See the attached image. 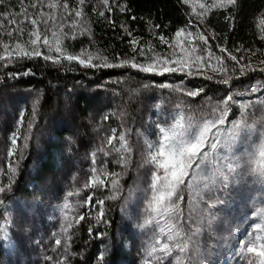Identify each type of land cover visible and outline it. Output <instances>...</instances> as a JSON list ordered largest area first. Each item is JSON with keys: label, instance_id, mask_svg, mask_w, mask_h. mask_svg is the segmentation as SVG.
Listing matches in <instances>:
<instances>
[{"label": "trees", "instance_id": "1", "mask_svg": "<svg viewBox=\"0 0 264 264\" xmlns=\"http://www.w3.org/2000/svg\"><path fill=\"white\" fill-rule=\"evenodd\" d=\"M51 3L57 4V8H49ZM65 3L68 9H64ZM109 3L111 12L103 7L102 0H86L83 8L79 0H5L0 5V56L7 57V52H12L10 58L0 61V186L9 182L10 175L12 183L10 191L0 193V224H4L6 233L0 238V264H101L98 259L101 255L103 264H145L133 240L138 231L148 227H141L145 224L139 217L149 193L152 171L151 165L142 166L146 155L142 135L146 119L156 104L161 109L179 111L181 115L199 120L206 102L216 103L227 95L241 93L236 99L252 101L255 107L249 109L244 118L252 128L241 131V140L234 151L237 156L245 150L255 151L262 141L264 87L255 93L250 89L264 84V73L255 71L240 77L237 71L238 78L229 85H221L201 75L187 77L179 72L161 76L130 67H84L78 61L64 60L63 56L86 59L91 55L94 63L104 59L119 63L135 57L138 63L144 64L151 63L153 58L200 56L207 60L211 52L214 57H223L230 69L235 64L228 58L231 53L241 63L259 67L264 60V30L260 25L264 19V0H237L235 5L211 11L198 7L195 0H188L187 4L183 0H109ZM33 4L37 7H32ZM121 7L126 11H121ZM25 10L27 17L23 14ZM76 11H82L83 15L75 16ZM101 11L105 12L104 17L99 15ZM3 13H11L10 18L14 17L17 23L9 24ZM41 13L48 20L47 26L40 18ZM53 16L55 20L50 19ZM31 19H37L38 25L33 26ZM181 29H190L195 36L192 48L186 47L184 54L166 47L160 40L163 36L173 44ZM37 30L42 36L47 34L51 51L41 39L37 45L42 53L40 57H17L16 46L31 50L30 41L35 38L31 33ZM201 34L208 38L207 45L198 39ZM132 40L138 43L133 45ZM57 41L61 53L55 51ZM218 46L226 47L227 52L221 53ZM141 48L144 55L139 54ZM44 55L58 58L60 63L46 61ZM26 70L32 74L23 75ZM206 71L215 75L210 69ZM181 78L188 89L202 87L205 92L193 99L155 86L177 84ZM146 84L152 87L144 88ZM182 101L185 103L177 108ZM34 105L35 117L32 116ZM21 112L25 117L23 124L19 123ZM239 113L238 106H232L223 126L225 135L231 121L241 119ZM113 129L116 139L109 146L106 141L113 135ZM13 133L18 139L16 150L9 157L7 150L12 148ZM121 133L127 137L131 157L120 182L123 190L116 199H106L112 195L111 178L105 180L101 188H85L84 185L93 175V153L97 169L103 165L109 173L124 172L116 162L120 154L113 151V146L120 145ZM102 147L109 152L108 156L98 151ZM218 152L223 153V149ZM12 167L17 169L14 175L10 173ZM97 174L105 179L101 173ZM137 177H140L139 188L126 201ZM201 190L202 183L197 180L191 192L194 205ZM69 192L74 194L68 196ZM217 194L228 203L213 209L217 219L212 227L228 215L242 214L252 206L258 213L264 207V184L255 174H245L226 192ZM89 195L93 196V206L84 204ZM100 199L105 200L106 224L97 222L99 205L95 202ZM188 201L186 192L185 208ZM65 203L70 205L67 210ZM81 215L85 219L75 223ZM66 216L72 221L67 232L64 231L68 222ZM209 234L204 230L201 237ZM56 240L61 244L57 245Z\"/></svg>", "mask_w": 264, "mask_h": 264}, {"label": "snow or ice", "instance_id": "2", "mask_svg": "<svg viewBox=\"0 0 264 264\" xmlns=\"http://www.w3.org/2000/svg\"><path fill=\"white\" fill-rule=\"evenodd\" d=\"M5 0H0V5H3ZM185 4L188 0H183ZM237 0H212L211 3H201L199 7L205 11H211L213 8H226L229 5H235ZM86 0H79L81 8L85 5ZM103 7L111 12L112 6L109 0H102ZM32 7H37L33 4ZM49 8H57V4L51 3L48 5ZM64 9H68V4H64ZM121 11H126L125 8L121 7ZM27 17V11L23 13ZM4 19L9 24L17 23L16 19L10 18L11 13H3ZM83 15L82 11H76L75 16L80 17ZM101 17L105 16V12H99ZM201 17L204 13H200ZM41 20L45 26L48 24V20L44 19V14H40ZM55 20V17H50ZM228 19V18H226ZM111 23V21H109ZM33 26L38 25L37 19H31ZM260 25L264 30V19H261ZM185 34V29H181L176 33L177 37ZM12 36V33H8ZM34 39H31L30 43L33 46L31 50L21 49L19 45L16 46V56L20 58H33L40 57L41 51L37 47L38 41L43 40V45L49 48V39L47 34L43 36L39 31L31 33ZM131 36V32L128 33ZM191 36L192 33H187ZM75 39V36L72 37ZM200 41H203L205 45L209 43L208 38L201 34L198 36ZM160 40L164 43V37L161 36ZM133 45L138 42L135 40L130 41ZM57 47L55 48L56 53H61L59 47V41H57ZM7 49V46H5ZM221 53L227 52V48L224 46H218ZM136 49L133 48V52ZM194 52L195 49H192ZM140 55H144V50L140 49ZM12 56V52H7L6 56H0V61H4ZM228 58L235 64L229 69L224 63L223 57H214L211 52L207 57V60L200 56L188 57L187 59H159L153 58L151 63H138L135 57L132 60L123 59L119 63H110L107 59L102 62L94 63L93 57L89 55L86 59H82L74 55H64L63 59L67 61H78V63L84 67L94 68H125L130 67L137 69L144 73H154L156 75H164L165 73H182L187 77H193L196 75L203 76V79L208 81H215L217 84L229 85L237 77V71L239 76H246L249 72L259 71L264 73V60L260 61L259 67H253L251 63H241L237 56L228 53ZM44 60H52L54 63H60L58 58H54L51 55H44ZM214 61V63H213ZM9 62H11L9 60ZM211 70L215 75L207 74L206 70ZM204 70V71H202ZM30 70L23 72V75H31ZM12 78H15V74H12ZM160 89H170L174 92H180L183 96L195 99L201 96L205 92L204 88L196 90L188 89L185 86L183 78L177 84L172 83H160L155 85ZM152 87V85H144V88ZM262 85H253L250 89L252 93L258 92ZM237 95L241 93H234L227 95L222 101L212 103L211 101L206 102L203 115L199 120H194L192 117H186L181 115L171 127H159V140L158 143H148L147 152L144 157L143 165H151V177L150 183L148 184L147 191H150V199L147 202V209L161 219H166L167 224V241L172 243H162L156 240V244L160 245V252L162 255L157 257L159 264H163L167 257L171 256L173 252L178 253L175 257L178 264H210L207 257L201 255V233L207 230L210 233H214L212 223L217 219L216 213L213 209H217L218 206L226 205L228 202L217 193L226 192L238 178H242L245 174H255L258 177L260 183L264 184V133H261L262 141L259 144L257 150L240 153L236 155L234 149L241 140V131L243 129H251L252 125L246 124L244 118L247 115L249 109L255 107L252 101H241L236 99ZM177 105V108H181V105ZM264 104V102H261ZM232 106H238L240 109L241 119H234L231 121L227 134H224L223 126L228 120L229 114L232 111ZM159 107V106H157ZM35 105L33 107L32 116L35 117ZM24 113L21 112L19 116V123H24ZM108 119V117H105ZM31 128V123L27 125ZM18 131V129H17ZM113 135L107 138V145L112 146L113 140L116 139V130H112ZM17 136L13 133L11 137L12 148L7 150V156H12L16 150ZM27 141V137H24ZM120 145L119 147L113 146V151L119 153V159L116 161L120 164L124 172H107L104 170L103 165L99 169L95 167L97 161L95 159V153H93L92 164V177L88 183L84 185L85 188H101L105 186V180L110 179L112 188V195L106 197V199H116L119 192H121V180L124 174L127 172L129 160L131 157V147L128 144L127 137L124 133L119 136ZM24 147H27L25 143ZM219 149H223V153L218 152ZM98 151L104 153L105 156L109 155V152L105 148H99ZM255 165V166H253ZM17 169L15 167L10 168V173L14 175ZM101 173L104 176V180L99 178L97 173ZM140 177H137L135 187L128 190V195L125 198L126 201L132 198V195L139 188ZM199 180L202 183V190L197 194V203H192L191 192L195 185V182ZM11 175L9 176V182L3 186H0V193L11 190ZM189 193L188 207L185 208V193ZM74 193L69 192L68 196H72ZM78 194V192L76 193ZM93 196L89 195L84 201L85 205H92ZM2 203V201H0ZM96 205H99L97 212V222L103 221L105 224L108 222L105 218V200H96ZM64 208L67 210L70 208L68 203L64 204ZM258 217L264 220V209L257 213ZM67 224L64 231L67 232L72 227V221L65 217ZM83 215L79 216L75 223L79 224L80 221L84 220ZM152 221L151 219L145 222L146 227ZM4 224H0V238L6 235L3 232ZM264 233V226L260 223L254 224V231L249 233V239L239 241V250L235 253L241 258L247 259L248 264H264V235L256 234V232ZM92 232L89 227V233ZM161 233L165 232L164 228L160 229ZM102 235V234H97ZM56 244L60 245L61 241L56 240ZM65 251L67 249L65 248ZM107 247L105 252H107ZM157 249L155 247L148 253L149 257L153 256ZM210 252L208 255L210 256ZM103 264L104 256L101 255L98 258ZM148 264V261L145 262Z\"/></svg>", "mask_w": 264, "mask_h": 264}, {"label": "rangeland", "instance_id": "3", "mask_svg": "<svg viewBox=\"0 0 264 264\" xmlns=\"http://www.w3.org/2000/svg\"><path fill=\"white\" fill-rule=\"evenodd\" d=\"M195 2H197V6L199 7L201 3H211L212 0H195ZM187 33H192V35L189 36ZM194 39L195 36L193 31L190 29H185V34L180 37H176V40L173 44L171 42H161L164 43L166 47H173L184 54L186 47L187 49L192 48ZM184 59H187L186 56ZM180 116L181 114L179 111H168L161 109L159 104L154 106L146 119V125L142 135L145 152H147L148 143H158V126L171 127V125L175 122V119H178ZM148 199H150V191L143 202L141 211L139 212V217L142 224H145V222L149 219H151L152 222L148 224L147 228L137 232V236L133 240V244L136 248L135 250L141 251V260L143 262L148 261V263H152V261H158L156 258L162 255L159 250L160 245L156 244V240H159L161 244L172 242L167 241L166 238L167 218L165 217L164 219H161L160 217L156 216L155 213H152L150 210H146ZM253 207L254 206L242 214L236 212L234 216L228 215L226 218H224V220L220 221L218 225L213 227L214 233L200 237L202 257H207L210 261V264H248L247 259L241 258L235 253L239 250V241L249 239V233L254 231V224L261 222V218L258 217L257 212ZM219 213H221V210H219ZM161 228L165 229L164 233L160 232ZM256 234L264 235V233L259 232H256ZM153 247H155L157 251L153 253L152 257H149L148 253ZM209 252L211 253L210 256L208 255ZM177 255L178 253L173 252V254L167 257L163 263L178 264L175 259Z\"/></svg>", "mask_w": 264, "mask_h": 264}, {"label": "built area", "instance_id": "4", "mask_svg": "<svg viewBox=\"0 0 264 264\" xmlns=\"http://www.w3.org/2000/svg\"><path fill=\"white\" fill-rule=\"evenodd\" d=\"M260 224H262V226H264V220L261 219ZM258 232V231H257Z\"/></svg>", "mask_w": 264, "mask_h": 264}]
</instances>
